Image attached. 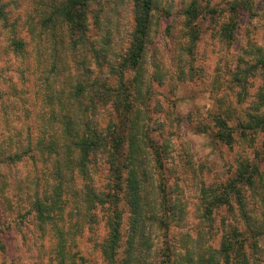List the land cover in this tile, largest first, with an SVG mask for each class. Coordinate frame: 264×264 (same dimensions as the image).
I'll return each instance as SVG.
<instances>
[{
  "label": "rangeland",
  "instance_id": "rangeland-1",
  "mask_svg": "<svg viewBox=\"0 0 264 264\" xmlns=\"http://www.w3.org/2000/svg\"><path fill=\"white\" fill-rule=\"evenodd\" d=\"M62 1H3L0 238L6 251L0 249V264H57V231L38 222L31 204L35 195L52 194L59 182L68 264L70 256H76L75 264H107L100 244L115 222L117 264H235L233 254L227 261L219 253L221 242L234 229L239 231L234 239L243 240L248 227L260 233L246 245L238 242L237 259L264 264V132L247 117L258 106L264 112V73L254 66L264 51V0H153L141 64L127 70L138 100L130 137L135 143L130 166L138 183L134 201L125 173L115 179L103 151L92 154L81 170L77 150L70 153L74 135L63 132L64 120H70L61 112V107L76 110L70 92L78 81L85 86L102 81L108 66L127 53L133 0H89L91 41L78 50L70 48L66 23H44ZM194 1L201 12L192 46L185 10ZM231 20L236 28L228 40L222 30ZM13 37L25 41L24 53L7 48ZM52 62L62 72L48 88ZM94 88L88 87L89 94ZM112 112L109 105L95 118L105 125ZM219 116L233 128L230 142L216 135ZM71 123L80 126L79 120ZM30 143L39 160L25 154ZM16 152L25 158L10 159ZM241 172L252 180L236 182ZM229 183L239 192L226 193ZM215 197L222 199L217 205Z\"/></svg>",
  "mask_w": 264,
  "mask_h": 264
},
{
  "label": "trees",
  "instance_id": "trees-1",
  "mask_svg": "<svg viewBox=\"0 0 264 264\" xmlns=\"http://www.w3.org/2000/svg\"><path fill=\"white\" fill-rule=\"evenodd\" d=\"M3 1L4 0H0V21H4L7 18L6 8ZM88 1L89 0H63L58 5L54 6L53 10L44 20L46 26L57 22V20H61L68 25L71 36L70 48L72 50H78L91 41L90 35L87 31ZM133 3L134 28L132 30L131 41L127 53L124 54V57H122L119 62L112 63L111 66H108V77L101 76L102 81L92 84L93 86H98V90H95L94 88V93L89 94L87 91L88 87L92 85L85 86L82 81H78L75 84L74 89L70 92V98H72L74 102L77 101L76 110L73 111L71 106L68 108L61 107V112L63 117L70 120V124L64 120L66 130L63 129V132L65 135H68L69 132L74 135L71 142L70 153L77 150L79 167L82 168L80 169L84 171L92 154L99 150L103 151L106 155V163H109L114 178L120 180L125 173L127 180L126 183L129 185L128 193L134 201L136 200V196H138V183L135 176L132 174V172H134L133 168L130 166L133 158V147L135 145L130 137L132 136V129L136 126L132 121H134L133 119H136L135 115L138 108V100L136 99L137 87L132 88V81L127 77V70L137 69L141 64L147 45L153 0H133ZM212 11H214V13L217 12L214 8H212ZM200 12L199 4L195 1L190 3L185 10V26L188 30L186 34L188 35L189 43L192 46L198 37L197 20L199 19ZM236 12H238L237 7L232 8L230 19L234 18ZM235 28V20H231V22L224 26L222 33L225 35L226 39H233ZM25 46V41L23 39L13 37L7 48H11L14 54L20 55L24 53ZM254 63V66L256 65L255 68L264 73V51L258 52V56ZM102 64L105 65L104 63ZM51 66L50 69L48 68V76L46 77V85L48 88L53 87L52 81L62 72V67H60L58 63L52 62ZM113 77L117 78L115 84L112 83ZM135 78H138V74H136ZM154 78H157L156 72L154 73ZM66 93L69 92L66 91ZM49 96H51L50 93L48 94V97ZM95 96L97 97L96 100ZM84 99H87V101L90 100L92 103L89 104L88 101V104L84 106ZM263 99L264 94L261 95V100ZM60 101L63 102L61 96ZM63 104L64 103L61 105L63 106ZM109 105L112 106L113 112L109 121L104 125L99 123L95 116L101 112V109L108 107ZM260 108L261 107L258 106L256 112H249L247 117L249 122H251V126H255L264 132V112H260ZM78 120L80 126L75 128L71 121L78 123ZM216 120L218 125L216 135L220 139L230 142L232 140L233 128L220 116L217 117ZM38 143L43 146L44 141L39 140ZM29 151L32 152L29 153ZM25 154L29 159L39 160L38 156H34V150L31 143ZM14 158L22 160L25 157L23 154L16 152L14 155L10 156V159ZM251 180V176L242 174V172L239 173L236 178V182H241V184H244L247 181L250 182ZM237 188L238 187L235 183H229L226 186V193H231L234 190L238 193L239 191ZM63 192L64 190H62V185L59 182L52 194L45 195L43 198L35 195L31 204L32 211H34L38 222L43 225H49L51 229L57 231L58 239L54 248L56 252L54 259H56L57 264H68L66 256L67 253H69L66 249L67 239L65 231L61 224L65 218L63 214V204L65 200ZM221 201L222 199L219 200L218 197H215L213 200L216 205ZM247 230L249 231V234H247L243 240H241V237L234 239V237H237L239 234L237 229H234L233 232H231V235L224 236L219 253H222L223 258H226L227 261L228 257L233 254L234 258L232 263L241 264L237 259L238 242L241 241L242 244L245 242L246 245V240H248L250 236L253 237L255 231H257L256 233L259 232L252 227H248ZM118 240L119 224L115 222L109 235L100 244L102 255L107 264H117L115 256L118 247ZM0 249L4 250V252L6 251V244L1 238ZM74 257L70 256L72 264H75Z\"/></svg>",
  "mask_w": 264,
  "mask_h": 264
}]
</instances>
